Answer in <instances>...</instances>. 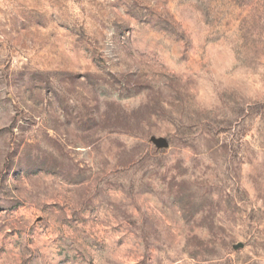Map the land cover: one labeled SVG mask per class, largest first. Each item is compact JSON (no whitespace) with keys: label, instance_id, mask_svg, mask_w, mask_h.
<instances>
[{"label":"rangeland","instance_id":"obj_1","mask_svg":"<svg viewBox=\"0 0 264 264\" xmlns=\"http://www.w3.org/2000/svg\"><path fill=\"white\" fill-rule=\"evenodd\" d=\"M0 264H264V0H0Z\"/></svg>","mask_w":264,"mask_h":264},{"label":"water","instance_id":"obj_2","mask_svg":"<svg viewBox=\"0 0 264 264\" xmlns=\"http://www.w3.org/2000/svg\"><path fill=\"white\" fill-rule=\"evenodd\" d=\"M155 142L160 148H166L168 146V143L165 139H159L156 140Z\"/></svg>","mask_w":264,"mask_h":264}]
</instances>
